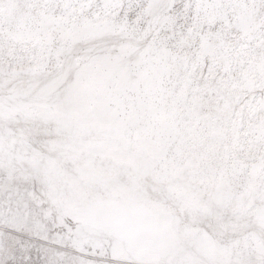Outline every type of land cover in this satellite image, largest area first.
Here are the masks:
<instances>
[{"label": "snow or ice", "instance_id": "1", "mask_svg": "<svg viewBox=\"0 0 264 264\" xmlns=\"http://www.w3.org/2000/svg\"><path fill=\"white\" fill-rule=\"evenodd\" d=\"M0 264H264V0H0Z\"/></svg>", "mask_w": 264, "mask_h": 264}]
</instances>
